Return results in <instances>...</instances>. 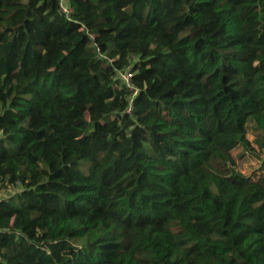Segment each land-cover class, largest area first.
Here are the masks:
<instances>
[{"label":"trees","instance_id":"trees-1","mask_svg":"<svg viewBox=\"0 0 264 264\" xmlns=\"http://www.w3.org/2000/svg\"><path fill=\"white\" fill-rule=\"evenodd\" d=\"M0 264H264V0H0Z\"/></svg>","mask_w":264,"mask_h":264},{"label":"rangeland","instance_id":"rangeland-1","mask_svg":"<svg viewBox=\"0 0 264 264\" xmlns=\"http://www.w3.org/2000/svg\"><path fill=\"white\" fill-rule=\"evenodd\" d=\"M250 139L252 138V136L250 135L249 137ZM239 150H235L233 152V154L236 156V162L238 164V167L244 171L245 173H248L249 175L252 174L253 172L258 173V168L260 165V161L261 160H257L254 157L250 156V155H246L242 158H238L237 154H238ZM263 156V154H262Z\"/></svg>","mask_w":264,"mask_h":264},{"label":"built area","instance_id":"built-area-1","mask_svg":"<svg viewBox=\"0 0 264 264\" xmlns=\"http://www.w3.org/2000/svg\"><path fill=\"white\" fill-rule=\"evenodd\" d=\"M64 11H66V8H64ZM123 76H124L125 79H129L131 75H130V73L127 72ZM130 110L131 109H129V112H130Z\"/></svg>","mask_w":264,"mask_h":264}]
</instances>
